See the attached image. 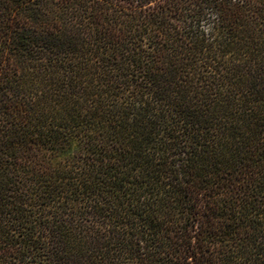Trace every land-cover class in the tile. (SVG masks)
Segmentation results:
<instances>
[{
	"label": "trees",
	"instance_id": "obj_1",
	"mask_svg": "<svg viewBox=\"0 0 264 264\" xmlns=\"http://www.w3.org/2000/svg\"><path fill=\"white\" fill-rule=\"evenodd\" d=\"M0 264H264V0H0Z\"/></svg>",
	"mask_w": 264,
	"mask_h": 264
}]
</instances>
